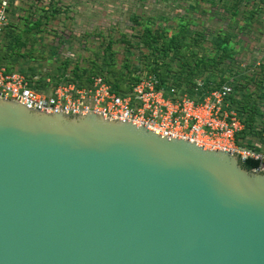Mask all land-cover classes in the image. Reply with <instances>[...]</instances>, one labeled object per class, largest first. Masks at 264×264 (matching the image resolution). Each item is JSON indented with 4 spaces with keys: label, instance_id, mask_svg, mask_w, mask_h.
<instances>
[{
    "label": "water",
    "instance_id": "95a60500",
    "mask_svg": "<svg viewBox=\"0 0 264 264\" xmlns=\"http://www.w3.org/2000/svg\"><path fill=\"white\" fill-rule=\"evenodd\" d=\"M170 137L0 98V264H264V171Z\"/></svg>",
    "mask_w": 264,
    "mask_h": 264
},
{
    "label": "rangeland",
    "instance_id": "374dc122",
    "mask_svg": "<svg viewBox=\"0 0 264 264\" xmlns=\"http://www.w3.org/2000/svg\"><path fill=\"white\" fill-rule=\"evenodd\" d=\"M8 24L23 39L15 70L126 77L159 66L169 83L237 81L243 118L264 127V0H15ZM145 26L159 37L152 50Z\"/></svg>",
    "mask_w": 264,
    "mask_h": 264
},
{
    "label": "built area",
    "instance_id": "2783aa9c",
    "mask_svg": "<svg viewBox=\"0 0 264 264\" xmlns=\"http://www.w3.org/2000/svg\"><path fill=\"white\" fill-rule=\"evenodd\" d=\"M10 1L0 0V34L8 25ZM38 80L7 71L0 54V98L46 114H96L142 124L160 136H175L204 149L232 153L242 161L253 160L264 171V142H253L259 150L238 143L244 126L230 108L232 88L228 84L207 91L199 101L154 74L139 76L125 93L114 91L101 76H92L87 84L68 82L45 88L36 86ZM203 85L196 81V90Z\"/></svg>",
    "mask_w": 264,
    "mask_h": 264
},
{
    "label": "trees",
    "instance_id": "16d2710c",
    "mask_svg": "<svg viewBox=\"0 0 264 264\" xmlns=\"http://www.w3.org/2000/svg\"><path fill=\"white\" fill-rule=\"evenodd\" d=\"M15 0L10 1V7L8 9V13L10 12V8L13 6V3ZM16 8V7H14ZM13 8V9H14ZM35 23L32 24V26ZM36 27L39 26V23L35 24ZM142 42L144 46L150 50L153 49V47L159 42L158 35H154L150 28L148 26L144 27L143 35H142ZM217 43V42H216ZM221 46L225 52H227V46H225V42ZM23 44V39H21V35L15 34L13 31V28L9 27V24L6 26V28L2 31L0 34V54L2 57V62L4 66L6 67L7 71H17L20 72L30 79H32L34 76L39 75L40 78L36 82V86L38 87H49V86H55L59 83H68V82H78L80 84H87L90 81V78L92 76H101L109 85H111V88L116 91L117 93H125L129 91L131 85H133L135 82L138 81L139 76L129 75L124 77L119 72H114L112 69H99L98 71L92 72L89 75H83V73H79L78 69L74 68L70 71L68 70H56L53 73L50 74V72H46L45 74L41 73L37 69H31L28 71L23 70H15L13 68L14 63L16 61L14 57L15 48L17 46H20ZM221 45V44H220ZM219 45V46H220ZM170 48V45H169ZM177 54V52H175ZM21 55L26 56V53H21ZM147 72V71H145ZM145 74V73H143ZM141 74V75H143ZM146 74H154L163 83H169L168 78L161 75V67H153L151 70H149ZM140 75V76H141ZM173 78V77H172ZM209 78H205V80H201L204 85L196 90V81L197 79H177V81L173 78L171 80V85L181 89L180 91L182 93H187V95L190 98H194L196 100L201 101L205 95V93L213 88H219L224 84H228L232 88V93L229 96L230 100V108L236 111L241 123L244 126L243 131L239 134V144L247 147H251L255 150H259L257 146L253 144V142H258L257 140H260L261 142H264V127H262L260 130H256L254 128L255 126H252L249 124L247 117L243 118L245 109L240 107L239 110V101L235 99L236 93H238L237 89L239 87V83L237 81H233L231 83L229 80H223L219 83L214 84V86H210L209 84H212V82L209 81ZM233 85V86H232ZM184 88V90H182ZM254 128V129H253ZM241 167L247 170H254L257 169L258 163L253 160H245L241 163Z\"/></svg>",
    "mask_w": 264,
    "mask_h": 264
}]
</instances>
